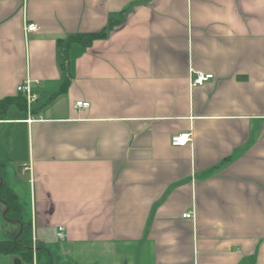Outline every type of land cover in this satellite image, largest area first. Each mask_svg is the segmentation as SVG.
Returning a JSON list of instances; mask_svg holds the SVG:
<instances>
[{
  "label": "crops",
  "instance_id": "1",
  "mask_svg": "<svg viewBox=\"0 0 264 264\" xmlns=\"http://www.w3.org/2000/svg\"><path fill=\"white\" fill-rule=\"evenodd\" d=\"M26 80L0 173L53 264H264V0H0V101Z\"/></svg>",
  "mask_w": 264,
  "mask_h": 264
},
{
  "label": "trees",
  "instance_id": "2",
  "mask_svg": "<svg viewBox=\"0 0 264 264\" xmlns=\"http://www.w3.org/2000/svg\"><path fill=\"white\" fill-rule=\"evenodd\" d=\"M120 22L111 21L108 29H112ZM106 31L98 34H90L88 36H69L64 43H59L60 47V68L64 72L67 62V50L70 44L80 43L84 46L89 45L96 39L105 37ZM17 98H7L0 101V116L3 117L10 105L15 103L22 109H26V100L22 95ZM1 170V169H0ZM0 201L5 205V219L7 222L14 223L17 227L15 230L8 232L7 240L0 242V255L13 256L20 259L25 264H32L34 258L40 260L45 259L46 264H53L52 254L48 249L40 244L34 243L32 239L31 225L26 223L22 215V207L17 197L5 185L0 173Z\"/></svg>",
  "mask_w": 264,
  "mask_h": 264
},
{
  "label": "built area",
  "instance_id": "3",
  "mask_svg": "<svg viewBox=\"0 0 264 264\" xmlns=\"http://www.w3.org/2000/svg\"><path fill=\"white\" fill-rule=\"evenodd\" d=\"M39 28L36 24H26L24 26V32L26 34H35L38 32ZM213 79V76L210 74L195 73L191 77V86H202L204 83L209 82ZM17 94L22 95L27 104L28 111L33 103L37 102V97L31 89L30 81L26 80L16 89ZM76 108L85 109L89 107V103L86 102H76L74 105ZM30 113V112H29ZM191 142V135L188 133H181L174 135L171 138V145L173 147H182L187 143ZM183 217L190 218V214H185ZM56 238L59 240L64 239V229L59 227L57 229Z\"/></svg>",
  "mask_w": 264,
  "mask_h": 264
},
{
  "label": "rangeland",
  "instance_id": "4",
  "mask_svg": "<svg viewBox=\"0 0 264 264\" xmlns=\"http://www.w3.org/2000/svg\"><path fill=\"white\" fill-rule=\"evenodd\" d=\"M18 191H19V195H20V197H21V201L24 203V202L26 201L25 193H24V191L21 190V189H18ZM23 208H24V210H25V206H24V205H23ZM40 262H41V261H40ZM42 262H43V264L46 263L45 260H42ZM39 264H42V263H39Z\"/></svg>",
  "mask_w": 264,
  "mask_h": 264
}]
</instances>
